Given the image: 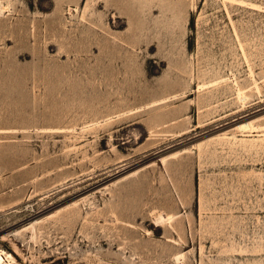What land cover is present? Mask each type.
<instances>
[{
	"label": "rangeland",
	"instance_id": "obj_1",
	"mask_svg": "<svg viewBox=\"0 0 264 264\" xmlns=\"http://www.w3.org/2000/svg\"><path fill=\"white\" fill-rule=\"evenodd\" d=\"M0 5V264H264V0Z\"/></svg>",
	"mask_w": 264,
	"mask_h": 264
},
{
	"label": "bare ground",
	"instance_id": "obj_2",
	"mask_svg": "<svg viewBox=\"0 0 264 264\" xmlns=\"http://www.w3.org/2000/svg\"><path fill=\"white\" fill-rule=\"evenodd\" d=\"M3 6V5H2ZM2 12H4L3 10H2V7H1V5H0V13H2ZM162 219V218H161ZM162 220H164V219H162ZM4 253L2 254L1 252H0V263H2L3 261H4ZM7 255V254H6ZM7 257H10V256H7Z\"/></svg>",
	"mask_w": 264,
	"mask_h": 264
}]
</instances>
